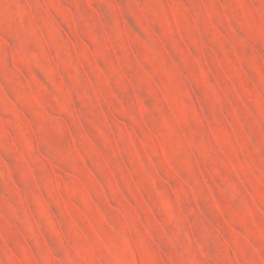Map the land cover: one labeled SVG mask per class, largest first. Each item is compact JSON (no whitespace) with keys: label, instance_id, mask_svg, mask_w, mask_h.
<instances>
[{"label":"rangeland","instance_id":"374dc122","mask_svg":"<svg viewBox=\"0 0 264 264\" xmlns=\"http://www.w3.org/2000/svg\"><path fill=\"white\" fill-rule=\"evenodd\" d=\"M0 264H264V0H0Z\"/></svg>","mask_w":264,"mask_h":264}]
</instances>
